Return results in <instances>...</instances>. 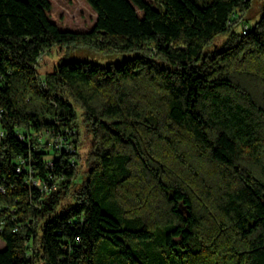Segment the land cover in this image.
Listing matches in <instances>:
<instances>
[{"label": "trees", "instance_id": "16d2710c", "mask_svg": "<svg viewBox=\"0 0 264 264\" xmlns=\"http://www.w3.org/2000/svg\"><path fill=\"white\" fill-rule=\"evenodd\" d=\"M85 1L71 31L49 0H0V264H264V0L246 32L252 0ZM76 44L141 53L39 76ZM81 126L78 182L77 151L27 135L67 128L76 149ZM28 155L56 190L24 183Z\"/></svg>", "mask_w": 264, "mask_h": 264}, {"label": "rangeland", "instance_id": "374dc122", "mask_svg": "<svg viewBox=\"0 0 264 264\" xmlns=\"http://www.w3.org/2000/svg\"><path fill=\"white\" fill-rule=\"evenodd\" d=\"M51 7L47 14L49 19L54 22L58 28L71 31H88L94 21L96 14L86 3L85 0H49ZM262 0H252L251 8L246 12L243 19L240 20L236 28L240 31L243 28V21L246 24L252 25L254 20L258 18L259 9ZM242 22V23H241ZM224 34L218 37L221 39ZM217 41V40H215ZM139 50H127L123 52L104 53L96 50L87 44L76 45H55L45 53L41 54L38 59L37 70L40 77H43L46 72L54 69L55 65L64 60H84L97 63L100 65H109L119 63L124 59L131 58L140 54ZM151 57L157 59L155 56ZM158 60V59H157ZM74 108L80 113V107L70 99ZM79 115V119H80ZM65 129V128H64ZM81 126L82 134L80 142L75 151H77L78 160V175L76 181H80L84 177V172L87 169L86 156L89 149V133ZM3 242L0 240V248L3 247ZM161 248H158L160 250Z\"/></svg>", "mask_w": 264, "mask_h": 264}, {"label": "built area", "instance_id": "2783aa9c", "mask_svg": "<svg viewBox=\"0 0 264 264\" xmlns=\"http://www.w3.org/2000/svg\"><path fill=\"white\" fill-rule=\"evenodd\" d=\"M248 30V24H243L242 31L246 32ZM70 131L65 128L62 130L56 129H42L37 132H32L27 135L28 138H31L36 142L37 145L43 146L44 144L48 145L55 152L60 153L65 152H75V147L71 143V138H69ZM18 137L22 139L24 134L19 133ZM35 146V145H33ZM51 166L52 164L48 162ZM38 164L34 161H31V156L27 157H18L16 172L20 173L23 177V181L27 186L33 187L39 190L44 194H49L56 190L59 181L62 179V176L56 174H49L46 177L42 178L38 176Z\"/></svg>", "mask_w": 264, "mask_h": 264}]
</instances>
